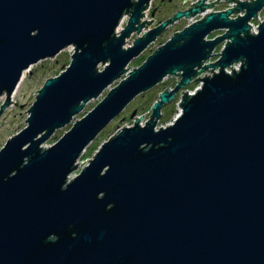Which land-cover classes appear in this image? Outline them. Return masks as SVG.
Segmentation results:
<instances>
[{
  "label": "water",
  "instance_id": "95a60500",
  "mask_svg": "<svg viewBox=\"0 0 264 264\" xmlns=\"http://www.w3.org/2000/svg\"><path fill=\"white\" fill-rule=\"evenodd\" d=\"M149 1L0 0V116L24 72L74 47L65 69L36 93L25 127L0 148V264H264V20L256 35L247 24L264 0H234L235 8L208 14L120 79L175 20L218 2L199 0L124 49L144 26ZM238 10L242 17L228 19ZM220 28L228 32L205 40ZM226 38L220 59L201 69L218 73L201 78L194 95L181 92V115L155 129L163 105ZM235 62L239 71L227 74ZM179 72L144 126L141 117L117 130L70 177L86 147L134 98Z\"/></svg>",
  "mask_w": 264,
  "mask_h": 264
},
{
  "label": "rangeland",
  "instance_id": "374dc122",
  "mask_svg": "<svg viewBox=\"0 0 264 264\" xmlns=\"http://www.w3.org/2000/svg\"><path fill=\"white\" fill-rule=\"evenodd\" d=\"M152 7L155 8V17L157 20L164 19L172 14L174 9H169L160 0H154ZM128 18L123 22V25L127 23ZM122 25V26H123ZM175 30L174 26L165 29L158 38L149 45L137 58L133 59L127 66V72L121 76L120 79L124 78L132 71L135 67L141 65L149 55H151L161 44L165 43ZM74 52V47L69 46L56 57L40 61L39 63L31 66L29 72H26L25 78L21 85L17 88L15 93L11 95L10 104L0 116V148L4 145L7 139L17 133L23 127H25V119L27 117V110L35 100L36 93L40 88L41 84L56 75H58L70 62V56ZM104 65H100L98 69L101 71ZM120 79L115 80L110 86L102 91L100 95L86 102L81 111L76 114L71 122L65 127L54 131V133L45 141L43 148H48L55 143L59 138L67 132L71 125L82 118L86 113L92 110L108 93L109 89L114 87ZM174 79H169L165 82L157 84L152 89L141 93L134 98L124 110L116 116L97 136L93 141L86 147L84 152L81 154L76 164V170L71 174L70 177L78 174L80 170L87 164V161L92 158L101 144L106 141L110 136L114 135L118 129L132 125L137 117L146 114L149 111L152 104L158 99V96L167 87L174 86ZM190 88L188 85L184 88ZM144 94V95H143ZM180 92H177L175 99L163 105L161 109V116L159 120H156L157 126H165L169 124L173 118L178 114V105ZM4 101V97H0V105ZM134 115L132 116V114ZM146 116L145 119H147ZM91 153V154H90Z\"/></svg>",
  "mask_w": 264,
  "mask_h": 264
},
{
  "label": "built area",
  "instance_id": "2783aa9c",
  "mask_svg": "<svg viewBox=\"0 0 264 264\" xmlns=\"http://www.w3.org/2000/svg\"><path fill=\"white\" fill-rule=\"evenodd\" d=\"M153 1L154 0H150L149 3L147 4V7H145L143 9V11L141 12V14H143V16L140 17L139 19V24H141L143 21H146V22H149L151 21L149 24H147L146 22L143 23L144 26L141 27V29L137 32V31H134L132 32L125 40H124V45H123V48L124 49H127L128 47H131L133 45V42L135 41L136 38L138 37H141L142 35L144 36L146 32H148L149 30H152L154 29L155 27H157L162 21H159L156 19L155 17V8L152 7V4H153ZM199 0H181V3L178 7V9L175 11H185L189 8H192L194 7V5L192 4H195L197 3ZM216 0H203V4H210L211 2H214ZM236 1H239V2H250L251 0H236ZM234 1V0H218V2H215V3H212V6L211 7H206L204 8L202 11L194 14V15H191V16H188V17H182L178 20H175L171 25H169V27L171 26H174L175 27V30L172 34H170L169 38L166 40L168 41L171 37V35H173L174 33L176 32H180L182 31L183 29H185L186 27H188L189 25H191L192 23L196 22V21H199L203 18H205L208 14L210 13H216V12H222V11H226L228 9H232V8H235V6L237 5V2ZM253 1H256V0H253ZM244 15V10H241V11H232L229 16H228V19H236L237 16H240L242 17ZM129 17V14H125L123 15V17L121 18V20L119 21V24L118 26L116 27L115 29V36H119L120 35V32L124 29L125 25H123V22L126 18ZM168 19V18H167ZM264 20V6L256 12V16H253L249 19V21L247 22V24L250 26L248 29H249V33L252 34V35H256L258 33V27H259V24H261ZM128 21V20H127ZM123 25V26H122ZM228 28H220V29H217V30H214L212 31L208 36L205 37V40L206 41H209V40H214L215 37L217 36H221L225 33H227L228 31ZM158 38V37H157ZM156 38V39H157ZM155 39V40H156ZM154 40V41H155ZM153 41V42H154ZM230 42V39L229 38H226V39H223L211 52H210V56L207 60H204L202 62V64L199 66V68H195V71L196 72H199L201 69H202V66H205V65H208V64H213L215 63L218 59H220V56L222 54V51L224 50V47H225V43L226 42ZM152 42V43H153ZM151 43V44H152ZM150 44V45H151ZM164 44V43H163ZM161 44V45H163ZM160 45V46H161ZM159 46V47H160ZM240 65H241V62H235L233 64H231L229 67L225 68V72L227 74H231L232 73V70L234 69V71H239L240 69ZM213 69V70H212ZM212 70V71H211ZM213 73H218V69L217 68H212V67H208L207 70L206 68H204L203 70H201L198 74L194 75L193 77H191L190 79V82H189V86L190 88H183L181 91H180V96H179V100L177 102V105H178V114L173 118V120H175L178 116L181 115V112H182V109L179 105V103L181 102V99H182V96H183V93L187 92V95L189 96H192L195 94V92L201 88L202 84H203V80H200L201 78L203 77H212L213 76ZM180 74L177 73V74H174V75H166L160 83L162 82H165L169 79H174L175 83H174V86L180 81ZM199 78V79H197ZM187 85V86H188ZM171 86L167 87L166 89H164L163 91H167V92H170L173 88ZM186 86V87H187ZM183 92V93H181ZM177 95V93L174 95V99H175V96ZM161 113V112H160ZM150 115H151V107L149 109V111L146 112V114H143L142 116L140 117H137V119H141L138 120L139 122V125L140 126H144L145 123L147 122V120H149L150 118ZM146 116H148L147 119ZM172 120V121H173ZM172 121L170 123H172ZM169 123V124H170ZM134 124V123H133ZM132 124V125H133ZM132 125H126L124 127H131ZM168 125V124H167ZM166 126V125H165ZM165 126L161 125V126H157L155 127V129H158V128H164ZM119 130V129H118Z\"/></svg>",
  "mask_w": 264,
  "mask_h": 264
},
{
  "label": "flooded vegetation",
  "instance_id": "af4514ba",
  "mask_svg": "<svg viewBox=\"0 0 264 264\" xmlns=\"http://www.w3.org/2000/svg\"><path fill=\"white\" fill-rule=\"evenodd\" d=\"M164 5H166L167 8L169 9H174V8H178L180 3H181V0H166L164 2H162ZM172 15V14H171ZM171 15H169L168 17L166 18H169Z\"/></svg>",
  "mask_w": 264,
  "mask_h": 264
},
{
  "label": "bare ground",
  "instance_id": "6f19581e",
  "mask_svg": "<svg viewBox=\"0 0 264 264\" xmlns=\"http://www.w3.org/2000/svg\"><path fill=\"white\" fill-rule=\"evenodd\" d=\"M25 74H26V72H24L23 74H22V77H21V79H20V81H19V83H18V85H17V87H16V90H17V88L21 85V83L23 82V80H24V78H25ZM15 90V91H16ZM15 91H14V93H15ZM14 95V94H13ZM173 121H175V120H173ZM173 121H172V123H173ZM171 123V124H172ZM73 177V176H72Z\"/></svg>",
  "mask_w": 264,
  "mask_h": 264
},
{
  "label": "trees",
  "instance_id": "16d2710c",
  "mask_svg": "<svg viewBox=\"0 0 264 264\" xmlns=\"http://www.w3.org/2000/svg\"><path fill=\"white\" fill-rule=\"evenodd\" d=\"M177 9H178V8H175V10H173L172 15L175 13V11H176ZM172 15H171V16H172ZM164 19H167V18L165 17ZM164 19H159V21H162V20H164ZM140 64H141V63H140ZM43 83H44V82H43ZM43 83H42V84H43ZM42 84H41V86H42ZM41 86H40V87H41ZM39 89H40V88H39ZM39 89H38V90H39ZM143 95H144V94H143ZM90 154H91V153H90Z\"/></svg>",
  "mask_w": 264,
  "mask_h": 264
}]
</instances>
